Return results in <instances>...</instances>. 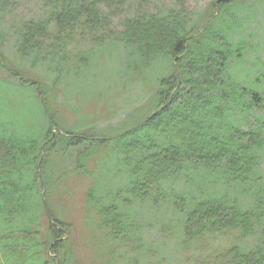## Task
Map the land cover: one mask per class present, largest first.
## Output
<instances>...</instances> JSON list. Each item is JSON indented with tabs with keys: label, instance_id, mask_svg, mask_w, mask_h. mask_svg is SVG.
I'll return each mask as SVG.
<instances>
[{
	"label": "trees",
	"instance_id": "trees-1",
	"mask_svg": "<svg viewBox=\"0 0 264 264\" xmlns=\"http://www.w3.org/2000/svg\"><path fill=\"white\" fill-rule=\"evenodd\" d=\"M47 1L45 14L11 27L20 57L57 64L62 72L61 62L67 64L72 51L69 41L82 26L98 43L113 34L112 43L140 61L163 56L172 71L158 83L152 115L108 147L106 138L96 140L90 132L59 127L65 134L52 136L50 108L35 101L8 116L5 86L24 87L0 66V264H76L72 224L52 214L48 197L69 173L93 181L85 194L87 221L116 246L133 242V251L141 248L140 215L150 212L151 220L158 208L170 221L163 234L178 239L188 261L195 252L192 264H264V97L244 85L236 70L254 49L250 41L232 39L225 21L194 31L182 10L172 7L128 14L115 35L108 30L113 15L105 12L113 0ZM233 1L217 0L218 10ZM11 2L0 0V16ZM3 32L0 47L10 42ZM93 55L74 57L75 68L66 72L77 77ZM131 63L133 68L128 57ZM250 83L259 86L256 79ZM69 155L74 161L67 173ZM56 158L61 166L53 173ZM230 233L235 236L228 244L214 245Z\"/></svg>",
	"mask_w": 264,
	"mask_h": 264
},
{
	"label": "rangeland",
	"instance_id": "rangeland-1",
	"mask_svg": "<svg viewBox=\"0 0 264 264\" xmlns=\"http://www.w3.org/2000/svg\"><path fill=\"white\" fill-rule=\"evenodd\" d=\"M113 1V5L105 6V12L113 15L108 28L109 31L112 30L111 33H117L122 28L121 23L128 14L134 15L140 10L163 11L168 7L182 10L184 16L188 17L189 27L194 31H201L210 17L212 18L209 22L229 23L232 39L242 38L245 43L250 41L254 47L244 58L246 63L236 69L239 77L244 85L261 91L264 97V0H234L222 11L218 10L217 0H127L126 3H122V0ZM11 5L14 6L0 16V30L10 39V42L0 47V66H5L11 71L9 73L13 72L15 81H23L24 84L21 86L26 88L18 90L13 86H5L6 92L8 91L7 106L11 110H5L8 116L9 113L18 116L19 111L25 108L26 104L35 101L45 108H50L54 123L50 131L52 136L64 135L62 129L79 135L90 132L97 136L96 140L106 138L105 144L110 143L111 146L114 138L130 130L155 111L154 93L160 79L171 73V61H167L161 55L140 61L138 55L112 43L113 34L108 40L99 37L98 43V38L93 37L94 35L89 33L87 28L78 26L75 36L69 41V48L72 49L69 62L67 64L61 62V66L65 64L61 72V69H57V64L48 62L41 64L37 60L20 57L13 43L15 37L12 35V29L18 25L17 21L33 20L45 14L50 9V3L47 0H20L14 3L12 0ZM215 24L217 25L216 22ZM88 52L94 54L91 66L87 64L88 66H84L87 68H80L77 77L70 76V72L66 70L75 68L74 57L83 59L81 58L83 53ZM128 57L130 60L133 58V68L132 63L128 65ZM255 79L259 86L250 83V80ZM0 80H4L1 69ZM36 97L40 98L39 101ZM38 123L40 124L41 121ZM60 161L61 158H56V161L52 162L53 173L60 168ZM73 161L74 155H69L63 165L67 173L70 172L68 169L72 168ZM262 166L264 169V162ZM90 182L93 181L83 174L69 173V176H64L58 183L56 191L52 188L48 194L52 214L72 224L73 249L70 247V250L71 253H75L76 264H192L194 262L195 252H189L191 257L188 261L184 257L187 254H182L180 251L178 239L174 237L167 239L163 234V229L170 221L164 211L158 208L152 210L154 215L151 220L148 219L150 212H142L140 215L143 219L141 248L133 251V242L130 246H116L117 243H110L103 231L87 221L88 207L85 194ZM55 184L56 182L53 186ZM174 186L175 189H181L180 185ZM64 232L66 234L63 238L68 235L67 230ZM234 236L235 233H230L213 243L216 247L224 246ZM48 247L50 257L56 258L58 262V254L51 252V246Z\"/></svg>",
	"mask_w": 264,
	"mask_h": 264
}]
</instances>
